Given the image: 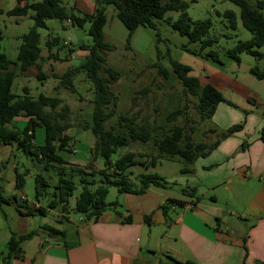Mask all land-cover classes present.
<instances>
[{
	"label": "rangeland",
	"instance_id": "1",
	"mask_svg": "<svg viewBox=\"0 0 264 264\" xmlns=\"http://www.w3.org/2000/svg\"><path fill=\"white\" fill-rule=\"evenodd\" d=\"M182 1L187 2L186 12L192 20L210 18L212 25L204 38H213L214 42L202 46L201 40L190 41L187 35L181 34L171 25L181 10L170 9L163 17L153 18L154 26H138L131 36V48L127 49L128 30L116 16V8L113 4L100 5L104 7L106 15V23L103 27L104 39L111 44V48L103 53L105 56L103 65L118 72V78L110 80L109 83L115 95V111L105 122L107 128L113 126L114 132H123L124 128L118 126V116L124 115L128 118L133 117L137 125H144L149 129L155 128L159 132H167L172 126L181 125L191 135L193 141H205L208 144L215 136L206 129L214 126L220 128V125L224 124L222 122L226 120L221 115L222 108L229 111L230 124L234 121L249 123L254 115L264 120V79L257 78L249 71L254 66L264 71V44L255 47L260 55L241 51L238 54L239 60H236L228 53L238 41L246 40L251 36V32L242 24L240 7L232 0ZM247 1L255 5L257 0ZM62 3L76 16L92 13L97 6L96 0H62ZM0 5L7 7L2 1ZM225 9L235 12V28L228 25L223 15ZM261 11L264 15V7ZM32 13L31 10L27 15L22 16L0 13L2 47L11 60H16L17 48L21 42L20 36L33 25V19L30 17ZM46 24L47 28H38V31L41 36L42 52H47L48 56H43L39 62H43L40 68L48 76L41 80L35 76L18 74L13 80L12 91L17 94L22 93V87L27 85L29 95L33 97H37L41 92L59 97L61 102L56 107L57 110L63 104L68 106L67 118L58 119L69 123L65 132L70 136V151H59L63 163L53 162L54 164L45 166L44 160H39L30 152L17 148L15 143L7 145L0 142V194L8 199L0 201V264H4L3 257L8 252L7 242L13 232L19 234L35 230L32 237L20 243L22 255L26 252L28 256L38 251L41 247L39 243L46 238L54 237L65 241H73L77 238L75 226L82 213L74 209V203L81 191L83 179L89 181L90 189L100 184L107 185L106 202L118 200L125 203L126 200L125 192H120L113 184L103 182L104 174L100 173L101 170L113 178L116 175L114 168H111V165L106 166L101 156H93L89 150L94 139L89 128L93 98L92 82L85 71H74L73 91H71L60 85V79L54 76V74L61 75L69 68L77 67L78 62L84 59L87 51L79 48V45L92 43L87 33L89 23L85 22L82 27H78L70 20L47 18ZM52 36H57L58 40L52 39L49 51L44 41ZM171 59L190 66V75L197 76L202 84L209 82L214 85L221 91L225 100L233 105L218 103L216 116L202 117L196 107L197 95L184 90L183 84L172 71ZM157 64L167 69L166 76L157 72ZM100 73L109 77L105 70H101ZM253 100L258 103L255 104ZM176 109L181 111L171 117V112ZM254 119L256 120L255 117ZM18 126L22 128L23 125L19 123ZM43 136V128L35 126L36 143H42ZM128 151L134 152L138 161L147 163L151 155L159 153L152 139L146 142L136 140L117 147L110 159L113 162ZM189 165L181 156L164 155L159 157L154 166L134 164L125 174L130 181L138 182L137 175L140 172L158 173L163 176L166 185L157 187L156 190L181 198L187 196V191L194 181L192 172L181 170L182 167ZM22 172H25L24 183L21 187H17L16 175ZM37 174L43 175L46 181V184L40 187L38 195L35 188ZM60 176L71 178L75 182L66 204L56 200V203L48 207L45 213L22 212L32 207L36 201L40 206H48L47 202L56 197L55 184ZM14 195L16 198L13 197ZM20 195L27 198L29 207H24ZM64 205L67 210H63ZM229 216L232 217L233 214ZM68 217L70 220H67ZM46 225L62 231L53 232Z\"/></svg>",
	"mask_w": 264,
	"mask_h": 264
},
{
	"label": "trees",
	"instance_id": "2",
	"mask_svg": "<svg viewBox=\"0 0 264 264\" xmlns=\"http://www.w3.org/2000/svg\"><path fill=\"white\" fill-rule=\"evenodd\" d=\"M240 7V18L242 24L251 32L250 38L238 41L228 50L231 57L239 60L238 54L246 51L251 54L260 55L261 53L255 49L256 46L264 44V15L261 9L264 7V0H257L255 5L250 4L247 0H232ZM16 4L10 9H0V13L7 15H27L31 10L33 13L30 17L33 19V25L23 33L20 38L21 42L17 48L16 60H11L6 55L2 47V32L0 30V142L3 144H14L17 148L30 152L37 159L44 160L45 166L52 162L63 163V158L59 151H70V136L65 130L69 127L68 122H61L59 119H66L68 115V106L63 104L59 110L56 107L61 102L57 96H50L39 93L36 98L29 96L28 88L23 87V94H17L12 91L14 78L25 71L29 66L37 63L40 59V32L38 28H47L46 19L56 18L59 20H70L73 25L82 27L85 22L89 23L87 33L92 39V43L79 45L80 48L87 51L84 59L78 62L75 68L65 70L61 75L54 74L60 79V85L73 91L72 76L74 71H85L88 79L92 82L93 98L91 100L92 110L90 114L89 128L94 135L93 145L89 148L93 156H101L104 164L111 165L116 175L111 178L104 170L100 173L104 174L103 182L105 184H113L118 187L120 192L143 193L151 185L164 187L166 181L163 176L158 173L140 172L137 175L138 182H132L126 176V170L134 165L141 164L145 167L154 166L159 157L181 156L185 162L192 163L197 157L207 155L219 140L207 144L204 141H193L191 135L185 131L181 125H174L167 132H159L155 128L149 129L144 125L134 123L133 117L128 118L124 115L118 116V126L123 127V132H114L113 126L107 128L105 122L112 116L115 111V95L110 89V80L118 78V72L110 67H104V52L111 48V44L104 39L103 27L106 23V15L104 13L103 4H113L116 8V16L127 28L126 48L130 49V40L133 31L140 25L154 26L153 18H161L167 10H181L178 17L172 21L171 25L181 34L187 35L190 41L201 40L202 46L214 42L213 38H204L208 29L212 25L210 18L202 20H192L187 12V2L182 0H96L94 12L86 13L83 16H76L68 11L62 0H16ZM224 17L227 19L228 25L232 28L236 27V14L231 9L223 11ZM53 40H58L57 36L46 38L45 47L50 50ZM158 65L157 72L167 75V69L162 65ZM172 71L184 86V90L193 95H197L198 102L196 107L201 116L211 117L219 102L226 101L221 91L209 82L202 84L197 76L190 75V66L171 59ZM101 70H105L108 76L102 75ZM250 73L259 79H264V71L257 66L250 68ZM39 79L45 78L43 72L38 71ZM232 104L230 101H226ZM233 105V104H232ZM181 110L176 109L171 112V117ZM27 117L22 128L13 124L14 119L18 116ZM59 118V119H58ZM41 125L44 128L43 142L36 144L33 142L35 137V126ZM118 127V128H120ZM242 123H236L229 126L221 132V137H226L241 129ZM207 131H213L211 128ZM259 137L264 142V125L259 131ZM152 139L158 149V154L151 155L149 162L138 161L135 153L128 151L115 159H110L112 153L119 146L128 145L133 141L139 140L146 142ZM187 171L186 167L181 168ZM25 173H17L16 186L21 187L24 183ZM118 175V176H117ZM36 194L40 193V187L46 184L45 178L41 174L35 176ZM88 180H82V188L75 199L74 209L87 218L97 220L100 214L109 206L118 205L117 200L110 202L105 201L108 192V186L100 184L94 189L88 187ZM75 182L71 178L63 176L58 177L55 184L57 191H54L53 199H50L48 206H40L36 201L32 207L28 206L27 199L22 200L24 207H29L25 214H31L34 211L45 213L48 207L53 206L56 200L66 204L68 196L72 194ZM16 198V195L13 196ZM8 200L0 194V201ZM170 201L175 204L182 205L184 200L171 198ZM66 205L63 206L65 210ZM149 220V216H145ZM53 232H60L54 226L46 225ZM35 230H29L23 233H11L8 239V252L3 257L4 264H11L12 257H21V241L30 238ZM175 264H194L190 260L179 261L173 259Z\"/></svg>",
	"mask_w": 264,
	"mask_h": 264
},
{
	"label": "crops",
	"instance_id": "3",
	"mask_svg": "<svg viewBox=\"0 0 264 264\" xmlns=\"http://www.w3.org/2000/svg\"><path fill=\"white\" fill-rule=\"evenodd\" d=\"M0 1L7 5H0L3 10L17 3ZM43 56L48 54L41 47ZM40 59L20 75L38 78V71L43 72ZM221 115L224 124L209 131L218 144L186 166L194 181L187 196L178 198L184 204L170 201L177 197L158 192L159 186L125 192V203L117 200L97 220L82 214L75 240L46 238L30 256L21 249V257H12L11 264H175L172 258L194 264H264V142L259 137L264 120L253 114L251 122L222 138L221 132L237 121L229 123L225 108ZM26 119L20 115L13 124L24 125Z\"/></svg>",
	"mask_w": 264,
	"mask_h": 264
},
{
	"label": "built area",
	"instance_id": "4",
	"mask_svg": "<svg viewBox=\"0 0 264 264\" xmlns=\"http://www.w3.org/2000/svg\"><path fill=\"white\" fill-rule=\"evenodd\" d=\"M21 200L27 199L24 195H20L19 197Z\"/></svg>",
	"mask_w": 264,
	"mask_h": 264
}]
</instances>
